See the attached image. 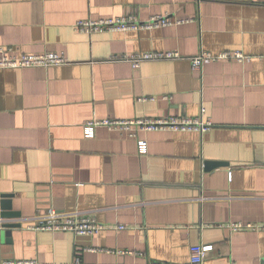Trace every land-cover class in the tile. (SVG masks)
I'll return each mask as SVG.
<instances>
[{
	"label": "crops",
	"instance_id": "crops-1",
	"mask_svg": "<svg viewBox=\"0 0 264 264\" xmlns=\"http://www.w3.org/2000/svg\"><path fill=\"white\" fill-rule=\"evenodd\" d=\"M167 14L191 21L74 30L83 20ZM9 47L63 53L67 63L0 69V196L12 195L20 218L9 221L21 223L9 244L0 232L2 264H188L196 245L212 246L205 264H264V0H0V48ZM201 50L250 60L193 71L190 58ZM152 52L180 58L138 69L110 61ZM201 106L209 132H140L143 155L116 131L82 132L92 119L195 117ZM49 209L77 211L105 229H27ZM232 223L260 229L233 233L225 227Z\"/></svg>",
	"mask_w": 264,
	"mask_h": 264
},
{
	"label": "built area",
	"instance_id": "built-area-1",
	"mask_svg": "<svg viewBox=\"0 0 264 264\" xmlns=\"http://www.w3.org/2000/svg\"><path fill=\"white\" fill-rule=\"evenodd\" d=\"M191 20L186 18H171L170 15H157L150 17L145 21H140L133 15H126L113 19L101 20H83L74 25L76 32L85 34L103 33V32H126L152 30L164 27H172L189 23ZM14 49L0 48V69H31V68H52L65 65L67 59L63 53L46 52L42 54H19L15 55ZM180 58L177 52H160V53H135L132 55H119L110 58V61L129 62L133 69H138L140 64L150 60H169ZM233 60L238 63L248 62L247 57L239 51L222 52L213 55L209 52L201 50L197 55L190 58L191 68L193 71H201L203 65L207 62ZM166 100V97L162 98ZM156 98H139L138 102H154ZM99 127L106 128L109 131H116L130 139H136L138 153L143 155L147 153V143L144 140L137 139L140 132H195L203 135L213 128L212 122L206 116V109L201 106L198 115L195 117L186 116H166L160 118H136L131 120H110V119H92L82 126L83 136L86 139H92L95 136V130ZM32 220L34 225H30L27 229L32 231L47 232H69L73 235H96L103 229L105 225L98 223L95 219L84 216L82 213L62 212L55 209H49L45 213H37ZM3 220L0 219V225ZM225 227L230 232L238 231H257L260 226L253 224L232 223ZM122 230L124 226L117 227ZM212 250L211 245H196L189 249L188 264H205L206 255ZM79 259H75V263H79ZM0 264H2L0 262ZM149 264H171L168 262H152Z\"/></svg>",
	"mask_w": 264,
	"mask_h": 264
},
{
	"label": "water",
	"instance_id": "water-1",
	"mask_svg": "<svg viewBox=\"0 0 264 264\" xmlns=\"http://www.w3.org/2000/svg\"><path fill=\"white\" fill-rule=\"evenodd\" d=\"M214 166L210 163H205L204 166ZM0 201V219L3 220V223L0 225V232L3 233L4 241L6 244H9L11 229L21 228V223L13 222L9 220L19 219L20 213L12 210V205L10 199L12 195H1Z\"/></svg>",
	"mask_w": 264,
	"mask_h": 264
}]
</instances>
